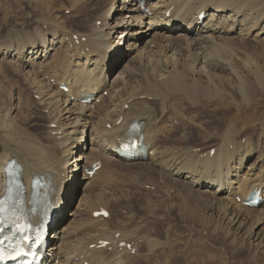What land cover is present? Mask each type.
Masks as SVG:
<instances>
[{
  "label": "bare ground",
  "instance_id": "bare-ground-1",
  "mask_svg": "<svg viewBox=\"0 0 264 264\" xmlns=\"http://www.w3.org/2000/svg\"><path fill=\"white\" fill-rule=\"evenodd\" d=\"M38 4L49 11L44 0ZM69 6L86 29L73 30L64 21H54L55 26L51 21L50 31L34 35L16 31L8 42H0V56L9 57L14 75H21L36 96L35 105L46 114V125L38 123L42 131L34 126L37 120L29 123L34 131L16 127L0 98V195L4 167L11 159L23 169L27 200L35 176L53 189L51 228L61 226L50 236L54 239L43 263L151 264L153 252L162 244L153 231L161 224L171 239L168 217L173 212L205 225L212 235L225 238L234 230L250 247L264 250V200L257 208L242 203L253 191L264 199V96L255 98L264 81L253 71L257 53L235 52L249 39L264 36V5L258 0H70ZM86 10L93 12L92 22L85 23ZM117 29L121 30L115 42L111 35ZM111 61L124 62L123 67L133 71L127 84L124 78L119 82L118 75L108 76ZM244 65L252 71L241 70ZM60 84L67 91L59 89ZM86 94L94 96L93 106L82 101ZM184 103L189 108L211 106L212 117L172 116L171 108L181 109ZM252 108V115L260 116L240 122V128L249 132L241 135L233 123L226 125L227 115ZM178 120L181 129L175 132ZM133 121L140 125L134 136L142 141L146 155L137 151V159L129 161L116 149ZM257 123L259 129H254ZM192 126L206 143L186 142ZM173 130L168 143L165 139ZM98 160V170L88 175L86 168ZM131 165L160 178L159 192L141 195L145 212L137 216L138 224H131L138 214L132 208L115 222L104 221L110 215L94 216L101 208L108 213L110 205L120 211L124 207L119 203L136 197L137 192L110 193L103 186L114 184L117 168L129 170ZM162 185L175 188V194L169 195L172 189L161 193ZM139 226L144 234L138 232ZM100 240H108V246H99ZM121 240L136 250L121 249L117 245Z\"/></svg>",
  "mask_w": 264,
  "mask_h": 264
},
{
  "label": "rangeland",
  "instance_id": "rangeland-1",
  "mask_svg": "<svg viewBox=\"0 0 264 264\" xmlns=\"http://www.w3.org/2000/svg\"><path fill=\"white\" fill-rule=\"evenodd\" d=\"M258 1H259V3H262L264 5V0H258ZM44 2L49 4V6H48L49 11H47V12L45 10H43L42 5L38 4V0L37 1H35V0H0V42H4V41L8 40L14 33H16V31L19 34H27L28 33L29 35H34L35 33L42 32V31H45V32L50 31L51 28L54 27L48 23L51 21H52L51 23H53L55 26H56V23L54 21H57V22H61V21L63 22L64 21L65 25L69 24L67 27H71V29H73V30L82 31L83 29H86L85 24H81L80 21L78 24L77 17H75L74 16L75 13L72 12L73 10H69L70 0H44ZM66 7H67V9H66ZM82 14H83V17L85 18V23L92 22V17H93L92 11L86 10ZM263 20H264V17H263ZM98 23L99 22H97V24ZM263 24H264V22H263ZM120 30L121 29H117L111 35V39L114 40L115 42L117 40V39H115L116 35L117 36L119 35ZM6 42H8V41H6ZM13 46L14 47L17 46V43H15V41L13 43ZM237 51L243 52V54L246 56H250L251 53H253V52L257 53V55L255 56L256 57L255 60H256L257 65L255 66V69L253 71L259 73L260 78L264 81V36H262L261 39H259L258 41H256L255 39H253V40L249 39L248 41H246L244 46L235 48V52H237ZM4 57L5 56H0V63H1L0 64V71H2L4 74L6 73L5 77L0 75V84H2L1 89H3V90H0V98H1V96H3L1 98L2 102L4 103V106L6 107V109L9 108L8 111L11 114V116H13V118H12L13 122L12 121L11 122L14 125H16V127L22 126L23 128H28L29 131L30 130L34 131V129H33L34 126L36 127V129L38 131H42L44 129V127L41 128L38 125L39 124H41V126L46 125V122L44 120L46 118V116H44L45 113L42 112L38 108V105H35L34 102L36 100V96L34 95V93L32 94L31 90H28L29 88L25 84V82L22 80V77L18 76L20 74L14 75L16 73H15V71L12 70L11 65L8 62L9 57H5V58ZM106 63L107 62H104L103 65H105ZM124 64H125L124 62H118V63L114 64L111 61L109 63V66H108V72H109L108 76L110 78H112V77L115 78L118 75L117 80L119 82L123 78H124L123 80H125L124 81L125 83L128 82L130 78H133V71L130 70L129 67L127 69L125 67H123ZM251 67H253V66H251ZM240 69L243 71H252V69L250 67H247L245 65H244V67H241ZM110 72H111V74H110ZM0 74H1V72H0ZM246 76L248 77V79L251 82H254V80H252L248 75H246ZM50 82L53 83L52 79ZM4 90L6 91L5 93H4ZM256 92H257V95L255 96V98L261 97L262 95L264 96V85L258 86L256 88ZM103 93H105V94H103L104 95L103 97H106L107 91H105ZM8 95H10V98H11L10 100L8 98L9 97ZM5 96H7V97L5 98ZM149 100L150 99H148L147 101H149ZM32 102H33V106L31 107ZM149 102H152L156 105V102H154V100H150ZM258 102H263V101L258 100ZM91 103L93 106L94 102H91ZM18 105H20L22 107H20ZM28 105H30V106L28 107ZM187 105H186V103H184L183 108H181L182 110H184V112L181 111L180 107H178V106L172 107L171 111H170L171 115L174 117H179L178 119H181L182 113H184L186 116H187V114L191 113V115H194L196 117L198 116V118H199V114H200V118L203 117L204 120L210 119L212 117L211 116L212 115L211 106L201 107V108L199 107L200 108L199 109V108H195V107L189 108ZM17 106L19 108H17ZM255 107H257V106H255ZM254 108L248 109L246 111L234 112V113L227 115V117H230V118H227V119L225 118L226 125L228 123H233L235 128L237 129V132L239 130L241 131L240 132L241 135H243L246 132H249L250 129L247 127L246 128H240V122L242 121V119L244 117H252L255 115L260 116L259 113L252 115L251 111L254 110ZM16 109L21 110V111L24 110V111L20 112V111H17ZM174 109L176 110V112H174L175 111ZM196 109H198V110H196ZM34 110L37 111L36 115L34 113ZM38 111L41 112L42 114L38 113ZM29 112H31V114ZM25 113H27V114H25ZM195 113L198 115H196ZM37 114H39L40 117ZM191 115L189 114L188 116H191ZM41 116H42V119H41ZM26 117H28V119ZM31 117H33V118H31ZM206 117H208V118H206ZM237 117H239V118L235 121V119ZM36 120H37V122H36ZM214 120H216V122L214 121L215 122L214 124L219 123L218 119H214ZM33 121L36 122V123L34 122L36 125H34L31 128L30 125L34 124ZM29 123H31V124H29ZM175 124L176 125H174V127H175V130L176 129L177 130L176 131L173 130L171 132L172 134L170 135L169 140L165 139V141L168 143H171L170 141L173 137V134H174L173 132L174 131L178 132L181 129L179 120L176 121ZM188 129L186 131V132H188L186 134V140H187L186 142H189L191 144L196 143L197 145H201V143L202 144L206 143V138L204 139V137L201 133H199L200 135H198V132L196 131L197 129L195 128V126L189 127ZM254 129H259L258 123L255 125ZM197 137H199L198 140H197ZM126 169L127 168H125V169H121V168L118 169L117 168L113 173L114 184H111V185L107 184V183L103 184L104 189L107 192L111 191L110 193H112L115 190H124L123 192H125L124 193L125 195L133 193V191H134V193L137 192L136 197H133L131 199H128L126 201L119 203L121 205V207L122 206L124 207L123 209L121 208L120 211H117V209L113 205H110L109 210H108V214L110 216H109V219L106 218L104 220L105 222H109L111 220L115 222L116 220L122 219L123 218L122 216L124 215L123 212H126L131 208L134 209L133 210L134 213H136V214L138 213L136 216H134L133 220L134 221L136 219L138 220V218H140L143 215V213L145 212L144 210L141 209L142 204L145 202V199H143V197L141 196L142 193H144V194H146V193L150 194L151 193L152 194V192H154V191L159 192L158 188L160 186L158 187V185L160 183V181H159L160 178L158 177V175L156 173H150L147 170H145V172L140 171L139 169L135 168V166H133V165L130 166L129 170H126ZM162 178H163V176H162ZM143 182H145V183H143ZM174 182L178 183L177 181H174ZM156 184H157V186H156ZM169 186L170 185H162V187L160 188L161 193H165L169 189H172V190H170L169 195L171 196V195L175 194L174 191L176 192V189L171 188V186L170 187ZM153 195H154V193H153ZM148 197L153 198L154 196L152 197V195L151 196L148 195ZM154 199L156 200V198H154ZM200 215L201 214H199V216ZM137 216H138V218H137ZM197 217H198V215H197ZM168 220H169L170 225L172 226L171 228L173 231L170 230V232L174 238L173 237L171 239L167 238V235L165 233V229L163 228V225H161V224L157 227L158 228V230L156 229L157 232L153 231V235H156L157 237H159V239H158V240H160L159 244L162 243L164 246L161 244L157 247V249H155L157 252L154 251L153 256H151L152 257V258H150L151 264L152 263L157 264V261H158V264H161L165 260H166V262H165L166 264H197V263L198 264H213V263L214 264H216V263L217 264H225V263L226 264H228V263L229 264H264V250L260 249L261 247H258V248H255L253 246L250 247L249 243L243 240V236L234 230L231 231V233H232L231 235H228V236L226 235L227 237L225 236V238H224V236L222 234L219 235V233L216 235L215 234L212 235L211 233L209 234V232L207 231L208 227H206L205 225H204L205 226L204 227L203 225L196 223L194 220L189 221V222L187 219L183 220L179 214L177 215L174 212L171 213V215L168 217ZM134 221H132L131 224H133V225L138 224V223H136V221L135 222ZM193 222L195 223V225H193L194 224ZM59 226L60 225H58V227ZM139 228H140V226H139ZM139 231L141 234H144V233H142L143 232L142 228H140L138 230V232ZM206 233H208V234H206ZM161 234H163V235H161ZM232 235L234 238L232 237ZM230 240H232V241H230ZM170 241H172V242H170ZM233 241H235V244ZM185 242H186V244H182ZM241 243H243V244L241 245ZM171 244H173V245H171ZM231 246H232V248H231ZM239 246H241V248ZM203 247H205V248L203 249ZM211 255H213V256H211ZM159 259H160V261H159ZM208 259H210V260H208ZM219 260H221V261H219ZM203 261H206V262H203Z\"/></svg>",
  "mask_w": 264,
  "mask_h": 264
},
{
  "label": "snow or ice",
  "instance_id": "snow-or-ice-1",
  "mask_svg": "<svg viewBox=\"0 0 264 264\" xmlns=\"http://www.w3.org/2000/svg\"><path fill=\"white\" fill-rule=\"evenodd\" d=\"M106 215V213H105ZM17 227L20 229V230H24V228L26 227L25 225H17ZM6 257L3 255V254H0V260L2 259H5Z\"/></svg>",
  "mask_w": 264,
  "mask_h": 264
}]
</instances>
